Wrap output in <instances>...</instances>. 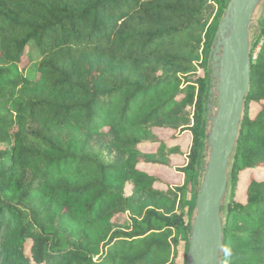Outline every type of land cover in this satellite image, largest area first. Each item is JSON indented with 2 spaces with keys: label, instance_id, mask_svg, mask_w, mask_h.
<instances>
[{
  "label": "trees",
  "instance_id": "16d2710c",
  "mask_svg": "<svg viewBox=\"0 0 264 264\" xmlns=\"http://www.w3.org/2000/svg\"><path fill=\"white\" fill-rule=\"evenodd\" d=\"M227 2L0 0V264H175L206 100L198 71ZM258 39L218 264H264V24ZM172 167L182 184L150 171Z\"/></svg>",
  "mask_w": 264,
  "mask_h": 264
},
{
  "label": "water",
  "instance_id": "95a60500",
  "mask_svg": "<svg viewBox=\"0 0 264 264\" xmlns=\"http://www.w3.org/2000/svg\"><path fill=\"white\" fill-rule=\"evenodd\" d=\"M256 2L257 0H230L227 15L231 12V19L228 20L227 15L223 17L209 56V61L213 60L215 68L220 69L217 73H223L224 86L218 104L221 122L212 141L210 161L198 201L197 221L200 234L196 240L197 254L194 264H211L214 252L217 264L219 262L222 244L220 213L229 164L238 137L244 97L249 87L248 28ZM225 20L227 24L231 23V29L224 24ZM228 30L229 35L226 37ZM212 92L210 89L209 94ZM216 228L220 232L219 245L213 247Z\"/></svg>",
  "mask_w": 264,
  "mask_h": 264
},
{
  "label": "rangeland",
  "instance_id": "374dc122",
  "mask_svg": "<svg viewBox=\"0 0 264 264\" xmlns=\"http://www.w3.org/2000/svg\"><path fill=\"white\" fill-rule=\"evenodd\" d=\"M230 0L226 3V6H224V11L222 16L217 21V27L214 34V37L212 39L211 48L213 47V43L215 40V35L219 31V25L223 19L227 15L228 7H229ZM264 24V0H257L253 11L251 13L250 22H249V28H248V51L249 55L252 52V54H256L259 51V47L261 45V40L258 39L259 36V28L261 25ZM229 31H227V35H229ZM211 52V49H210ZM210 56V53H209ZM27 59L23 58V62L20 65L21 67H25L27 64ZM30 65V64H29ZM35 69V64H31L28 69L26 70V74H32ZM198 71L200 75L204 76L206 79L207 87H206V100L204 101V111L201 113V124L199 125V137H200V145L197 148L198 152V165L196 173L197 175L194 177L193 180L190 181L188 186V193L186 196V208H185V214L184 219L187 224V229L185 230L183 234V238L176 247V256H175V264H193L192 263V248L193 252L195 249V244L193 242V233H194V225L195 221L198 219V201L199 197L204 185V179L206 175V170L209 165L210 161V133L213 132V123H214V115L218 111V104H219V96L217 95L215 89L217 87L219 76L217 72H220L219 68H215V63L213 60L209 61V57L207 60V63L205 67L199 68ZM218 78V79H217ZM210 89H212V93L209 94ZM211 112V113H210ZM212 122V123H211ZM212 125V126H211ZM166 137V136H165ZM175 143L180 144L181 149L183 151H188L187 149L191 145V137L188 133H183L176 141ZM3 147H0L2 149ZM98 146H95V151H99L101 154V159L108 163V157L105 155V151L98 150ZM151 172L156 173L164 180L165 186H174L182 184L184 181V176L176 170L175 167H172L171 169L167 168H161L159 170H150ZM226 203V193L223 199V206ZM222 206V207H223ZM223 212L220 213V220L223 221ZM216 234L218 237L216 246L219 245V238H220V232L216 228ZM215 252L213 253V264H217V257L215 259Z\"/></svg>",
  "mask_w": 264,
  "mask_h": 264
},
{
  "label": "bare ground",
  "instance_id": "6f19581e",
  "mask_svg": "<svg viewBox=\"0 0 264 264\" xmlns=\"http://www.w3.org/2000/svg\"><path fill=\"white\" fill-rule=\"evenodd\" d=\"M227 19L230 20L231 19V12H229V14L227 15ZM224 24L227 26V28L231 29V23L227 24L226 20L224 21ZM226 39V38H225ZM217 75L219 76V81H218V84H217V87L215 89L217 95L220 97L221 94H222V90H223V86H224V76H223V73H217ZM216 75V76H217ZM218 79V78H217ZM211 113V112H210ZM215 119H214V123H213V132L210 133L209 135H211L210 137V149L212 147V141L216 135V132L218 130V127L220 125V122H221V118L218 116V111L217 113L214 115ZM212 123V122H211ZM212 126V125H211ZM199 234H200V231H199V222L196 220L195 221V225H194V233H193V242L196 243V240L197 238L199 237ZM217 240H218V237H217V234H215V239H214V242H213V247H216V243H217ZM197 244H195V249H194V252L191 256V259H192V263L194 264L195 262V258H196V254H197ZM190 264V263H189ZM211 264H213V256H212V260H211Z\"/></svg>",
  "mask_w": 264,
  "mask_h": 264
},
{
  "label": "built area",
  "instance_id": "2783aa9c",
  "mask_svg": "<svg viewBox=\"0 0 264 264\" xmlns=\"http://www.w3.org/2000/svg\"><path fill=\"white\" fill-rule=\"evenodd\" d=\"M229 1V0H228ZM257 54V53H256ZM256 54L253 55V59L255 58Z\"/></svg>",
  "mask_w": 264,
  "mask_h": 264
}]
</instances>
